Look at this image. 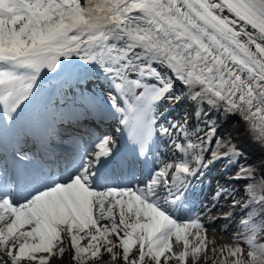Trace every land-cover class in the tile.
Masks as SVG:
<instances>
[{
    "label": "snow or ice",
    "instance_id": "obj_1",
    "mask_svg": "<svg viewBox=\"0 0 264 264\" xmlns=\"http://www.w3.org/2000/svg\"><path fill=\"white\" fill-rule=\"evenodd\" d=\"M65 61L106 82L131 154L89 123L79 80L9 143L41 73ZM182 99L190 119L165 127L164 102ZM0 117V264H264V182L247 183L264 158L242 164L228 130L238 119L264 150V0H0ZM217 166L236 171L199 199ZM217 219L229 243L209 238Z\"/></svg>",
    "mask_w": 264,
    "mask_h": 264
},
{
    "label": "bare ground",
    "instance_id": "obj_2",
    "mask_svg": "<svg viewBox=\"0 0 264 264\" xmlns=\"http://www.w3.org/2000/svg\"><path fill=\"white\" fill-rule=\"evenodd\" d=\"M75 71L73 69H71L69 72H68V75L69 77H71L72 79H70L71 81H76L78 78H79V75L75 77ZM52 73V72H49L47 71L46 69L41 73L40 77L37 79L36 81V85H35V90H38L40 89L41 87H44V86H47V85H50L52 83H54L55 81H53V77H49L48 75ZM54 74V73H52ZM92 77L91 76H82L79 81H82V82H86L88 81L89 79H91ZM53 85V84H52ZM182 104H188L189 107H190V113H191V101L190 100H184L182 99L178 104H175L174 106H172L170 108V111H168L166 113V116L168 114H175V112L180 108V106ZM167 119V118H166ZM172 119L174 120V116H172ZM168 120V119H167ZM241 125L238 121V119H233L231 120L230 123H228V130L233 132L236 137V141L238 142V146L240 149L243 150V152L247 155H251L252 157H257V156H261V158H264V150H261L260 147L256 144H253L250 140L247 139V136L245 133H238L237 134V130L240 129ZM132 135V134H131ZM130 142H132V139H130ZM158 144L161 143V141H158L157 142ZM160 147V146H159ZM242 162V160H241ZM213 175V174H212ZM215 178H217L216 180H214ZM222 178H221V175L218 174V175H215L213 177L210 176V178H208L206 181L209 183V184H213V191L216 189L217 185H218V181H220ZM210 190V188H209ZM213 191H211L210 193V196L212 195ZM211 198V197H210ZM208 198V199H210ZM206 200V198H205ZM217 222L214 223L215 227L213 230H209L208 231V236L209 238H214L215 239V242L217 245H222V244H225V243H229L231 241V236H232V233H233V227L230 226L229 224H227L225 221H223L222 219H217L216 220ZM223 229H227V231H225L222 235V230ZM209 247H211V245H209ZM55 260H53V263L52 264H67L66 261H57V262H54Z\"/></svg>",
    "mask_w": 264,
    "mask_h": 264
},
{
    "label": "rangeland",
    "instance_id": "obj_3",
    "mask_svg": "<svg viewBox=\"0 0 264 264\" xmlns=\"http://www.w3.org/2000/svg\"><path fill=\"white\" fill-rule=\"evenodd\" d=\"M76 72L77 73H81V70L78 68L77 70H76ZM70 81L69 80H66V82H65V85H66V83H69ZM78 90H80L79 88H78ZM60 92V91H59ZM88 93H90V92H88ZM91 93H93V95L94 96H97V95H99L100 93H101V91L100 90H94L93 92H91ZM164 107L165 108H171L172 107V105H169V103L167 102V101H165L164 102ZM180 109V111L178 112V110ZM176 112H178L177 114H168L167 115V119L165 118L164 119V121L163 122H161V123H163L164 125H167L168 124V126H169V124H172V123H182L183 122V120L186 118V117H188L189 119H190V107H189V105L188 104H182L181 106H180V108H179ZM165 115H166V113H165ZM172 116H174V120L172 119ZM235 137H236V135L234 134V142L237 144V146L239 145L238 144V142L236 141V139H235ZM242 150V149H241ZM243 151V150H242ZM243 157L241 158V160H242V164H248V163H254V162H258L260 159H261V156H257V157H252L251 155H247V154H245L244 152H243ZM215 168H217L218 170H220V169H222L223 167L222 166H217V167H214V169ZM236 171V169L235 168H233V169H231L227 174L224 172L223 173V175L221 176V178L222 177H224V176H226V177H228V176H232V173H234ZM217 175V174H216ZM222 181V179L220 180V181H218V184L220 183ZM247 182H255V183H257L258 184V188H259V190L258 191H260L261 190V185H262V182H264V176H262V175H260V171H259V168L257 167L256 168V171L253 173V178L251 179V180H249V181H247ZM220 185H223V183L222 184H220ZM232 187L233 188H236L237 190H240V194L237 196V199H244V193H243V191L241 190V185L240 184H233L232 185ZM105 259H107V257H105ZM53 260H55L54 262H57V260L55 259V258H53ZM66 262H67V260H65ZM53 263V262H52ZM55 264V263H54ZM67 264H68V262H67ZM117 264H120V262L119 261H117ZM208 264H212V261L211 260H209L208 261Z\"/></svg>",
    "mask_w": 264,
    "mask_h": 264
},
{
    "label": "trees",
    "instance_id": "obj_4",
    "mask_svg": "<svg viewBox=\"0 0 264 264\" xmlns=\"http://www.w3.org/2000/svg\"><path fill=\"white\" fill-rule=\"evenodd\" d=\"M247 183H253V184H255L256 187H257V191L259 190V188H258V184H257V183H255V182H247ZM245 186H246V185H245Z\"/></svg>",
    "mask_w": 264,
    "mask_h": 264
},
{
    "label": "water",
    "instance_id": "obj_5",
    "mask_svg": "<svg viewBox=\"0 0 264 264\" xmlns=\"http://www.w3.org/2000/svg\"><path fill=\"white\" fill-rule=\"evenodd\" d=\"M50 74H52V73H50ZM260 175H261V173H260Z\"/></svg>",
    "mask_w": 264,
    "mask_h": 264
}]
</instances>
